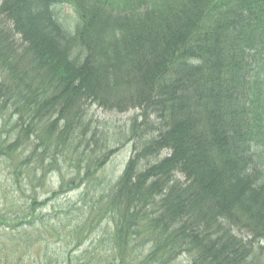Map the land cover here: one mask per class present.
<instances>
[{"label":"trees","instance_id":"1","mask_svg":"<svg viewBox=\"0 0 264 264\" xmlns=\"http://www.w3.org/2000/svg\"><path fill=\"white\" fill-rule=\"evenodd\" d=\"M62 4L78 16L73 34L55 17ZM1 77L0 155L12 163L17 155L15 185L22 177L41 190L56 174L59 191L49 199L89 177L88 168L79 179L87 155L72 137L90 129L87 101L112 114L139 110L134 131L152 113L164 121L105 198L118 218L114 240L124 242L121 264L134 262L127 243L139 230L152 245L146 264L185 252L195 254L192 264H264L233 235L247 229L251 243H264V0H0ZM164 151L138 172L141 159ZM12 202H3L0 226L27 217L7 210Z\"/></svg>","mask_w":264,"mask_h":264},{"label":"rangeland","instance_id":"2","mask_svg":"<svg viewBox=\"0 0 264 264\" xmlns=\"http://www.w3.org/2000/svg\"><path fill=\"white\" fill-rule=\"evenodd\" d=\"M54 14L63 29L73 34L78 21V16L73 7L58 5L54 7ZM6 28L11 31V24L6 23ZM12 38L16 46L20 47L22 51V39L13 34ZM1 80L2 77L0 82ZM85 104L90 129L86 133L83 128H76L72 137L75 144H78V150L81 146L87 155V158L83 156L80 160L83 167L79 177V179L83 178V174L89 168V177L85 179L86 185L68 194H57L53 199H49L53 192L59 191L57 178H46V187L43 188L42 186L41 190L38 189L37 192L27 186V181L20 182L21 187L12 185L11 167L15 168L17 155L15 153L13 155L14 163L3 156L0 157V208L2 199L4 200L6 197L7 200H10L12 196L17 197V200H22V203L26 202V205L29 206L28 198L30 195L32 197V194L33 197L35 194L39 195L38 203L41 204V207L37 208L33 215L35 221L32 220V215L27 211L28 208H22L25 215L26 212L28 213L26 221L30 220L36 223L35 227L39 233L34 232L35 227L33 231L29 227L27 230L18 228L11 235L8 232L3 234L5 232L4 226H0V242L8 239V236H14L13 240L22 248L18 253L10 250L9 245L4 243V249L1 247L2 250L0 251V261L3 260L6 263L13 259L18 264H95L94 259H92L94 254L99 252L98 255L108 256L111 259L113 253L115 255V252L119 250V245L124 244V242L117 244L114 240L118 218L112 215L109 208L111 206L110 200L106 201L105 198L111 194V190L121 178L128 161L142 149L143 138L148 135V139L155 138L154 135L157 136V132H161V128L165 124L163 120L162 123L160 122L155 113H152L149 115L148 121H145L143 117L139 119L141 124L138 123L139 128L134 131L132 122L135 118L140 117L141 112L139 110L129 111L125 114H112L96 106H91V101H87ZM13 124L14 121L9 122V126H6L4 130H10ZM1 125L2 121L0 120ZM132 132H136V134L131 135ZM111 152L113 155L107 164L95 170V161ZM165 155L166 152H162L159 155L141 159L138 172L144 171L153 162H159ZM100 162L101 160L96 163L99 164ZM66 171L70 170H63V172ZM29 177L33 178L31 175ZM173 180L180 183L184 182L183 177L179 175L174 176ZM94 204L95 207H92ZM23 205L19 204L18 206ZM13 223H19L15 220V216ZM13 223H6L5 226H10ZM6 229L10 230V228ZM135 232H139V235L135 233V235L130 236L126 253L134 260V264H146L145 260L152 251V245H146V235L143 231ZM25 233H28L29 237H31V233L33 235V239L29 241L28 250L24 242L25 239H22ZM17 234L21 235L22 238H18ZM233 235L242 239L249 248H252L256 254V260H264V252L260 250V248L264 249V243H251L252 238L247 229L234 227ZM185 253L168 264H192L196 260L195 254ZM169 256L171 254L167 255V257ZM109 259L101 264L111 263ZM252 259H254L253 256L250 260Z\"/></svg>","mask_w":264,"mask_h":264},{"label":"bare ground","instance_id":"3","mask_svg":"<svg viewBox=\"0 0 264 264\" xmlns=\"http://www.w3.org/2000/svg\"><path fill=\"white\" fill-rule=\"evenodd\" d=\"M22 239H25L24 240L25 244L29 245V241L30 239H33V235L31 234V237H29L28 234H25Z\"/></svg>","mask_w":264,"mask_h":264}]
</instances>
